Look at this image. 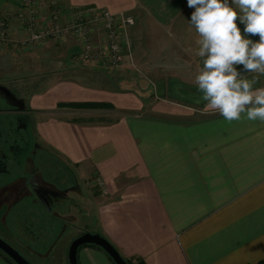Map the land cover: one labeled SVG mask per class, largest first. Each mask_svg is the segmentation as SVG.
Masks as SVG:
<instances>
[{"label": "crops", "instance_id": "obj_1", "mask_svg": "<svg viewBox=\"0 0 264 264\" xmlns=\"http://www.w3.org/2000/svg\"><path fill=\"white\" fill-rule=\"evenodd\" d=\"M65 6L135 16L133 64L114 70L135 64L162 77L196 75L199 37L188 23L194 9L187 0H65ZM17 10L18 0L0 3L1 13ZM25 36L14 18L10 45L26 52L39 46L18 47ZM45 44L79 51L74 37ZM124 78L125 88H119V79L60 80L36 92L18 88L37 135L52 151V171L65 167L62 179L70 184L78 178L84 201L79 210L66 203L63 219L51 216L39 201H20L22 210L9 209L4 223L16 229L23 209L24 214L33 210L29 222L51 236L67 234L69 244L85 231L100 233L124 257L146 264H264V122L245 114L231 122L219 113L193 119L192 104L173 96L151 102L144 87ZM3 89L12 93L9 85ZM78 260L114 264L93 246L82 247ZM0 264L13 263L0 252Z\"/></svg>", "mask_w": 264, "mask_h": 264}, {"label": "flooded vegetation", "instance_id": "obj_2", "mask_svg": "<svg viewBox=\"0 0 264 264\" xmlns=\"http://www.w3.org/2000/svg\"><path fill=\"white\" fill-rule=\"evenodd\" d=\"M3 86H8L6 60L0 57V237L36 264L26 255H34L43 261L46 251L65 234L58 232L54 237L46 230L41 231L43 228L35 227L33 221L29 222L34 214L31 209L25 214L23 209L22 215L16 217V229H13L4 223L8 212L13 208L22 210L20 201H39L40 206L49 209L51 216L63 219L66 203L81 209L79 201H84L82 184L78 178L73 184L67 183V178L62 179L66 174L63 166L52 171V151L37 135L30 110L21 101V92L17 86L9 85L12 93L5 96ZM21 217L26 223H22ZM82 234L68 244V261L71 243ZM37 243L42 244L38 246Z\"/></svg>", "mask_w": 264, "mask_h": 264}, {"label": "clouds", "instance_id": "obj_3", "mask_svg": "<svg viewBox=\"0 0 264 264\" xmlns=\"http://www.w3.org/2000/svg\"><path fill=\"white\" fill-rule=\"evenodd\" d=\"M187 6L194 9L188 23L202 58L193 82L206 109L229 122L242 114L264 122V87H254L258 77L243 78L264 75V0H187Z\"/></svg>", "mask_w": 264, "mask_h": 264}, {"label": "rangeland", "instance_id": "obj_4", "mask_svg": "<svg viewBox=\"0 0 264 264\" xmlns=\"http://www.w3.org/2000/svg\"><path fill=\"white\" fill-rule=\"evenodd\" d=\"M1 1L2 0H0V3ZM53 46L54 45L41 44L27 52L18 51L12 45L0 46V54L6 55V63L8 64L7 84L17 86L24 92H36L39 89H46L52 83L60 80L76 79L86 83L96 84L103 80L119 79L117 85L119 88H125L126 82L122 85L120 79L127 77L130 80L127 78L124 79L126 81H132L135 88L142 90V87H144L151 102L160 101L161 98H172L173 96V98L180 100L179 102L181 104H192V106H195V109L191 111L193 113V119H200L218 113L206 109V101L202 99V93L198 91L193 82L195 76L190 78L185 76V72H183L180 78L162 77V73L155 71L153 68L143 71L142 68L139 69L135 64L132 65V68H122L118 70H114L113 68L92 67L76 59L74 56L77 52L69 51L70 46H62L60 44H55V46ZM158 48H162L163 51H165V49H170L164 46H159ZM186 49L187 47H184V50ZM159 54L160 53H158V55ZM198 65V67L202 66V58H199ZM193 73L195 72L193 71ZM195 74H197V72ZM254 77H258V81L254 87H264V75L258 73L243 74V78L249 80ZM171 79H176L177 81L172 82ZM167 86L171 88V95L166 93ZM90 218H94V216L92 215ZM58 230L59 229H57V231ZM67 238L69 239L67 234H65L60 241L54 242L52 247L46 251L45 257H43L44 261L40 262L41 258H37L31 254L26 256L33 262H36V264H69L66 255L68 248Z\"/></svg>", "mask_w": 264, "mask_h": 264}, {"label": "built area", "instance_id": "obj_5", "mask_svg": "<svg viewBox=\"0 0 264 264\" xmlns=\"http://www.w3.org/2000/svg\"><path fill=\"white\" fill-rule=\"evenodd\" d=\"M14 18L26 34L18 47L74 37L79 46L74 57L86 65L116 69L133 63L130 32L136 18L131 13L97 6L68 9L65 0H18L15 13L0 11V46L11 44Z\"/></svg>", "mask_w": 264, "mask_h": 264}, {"label": "water", "instance_id": "obj_6", "mask_svg": "<svg viewBox=\"0 0 264 264\" xmlns=\"http://www.w3.org/2000/svg\"><path fill=\"white\" fill-rule=\"evenodd\" d=\"M237 26L241 27L243 31V26L237 21ZM258 39V37L253 38ZM245 74V73H244ZM7 96V92H5ZM97 245L101 247L115 262V264H128L125 257L121 252L114 246V244L106 237L100 233L86 232L76 238L70 245L69 248V264H79L78 253L79 249L85 245ZM0 249L16 264H32L24 255H22L16 248L11 246L7 241L0 237Z\"/></svg>", "mask_w": 264, "mask_h": 264}, {"label": "trees", "instance_id": "obj_7", "mask_svg": "<svg viewBox=\"0 0 264 264\" xmlns=\"http://www.w3.org/2000/svg\"><path fill=\"white\" fill-rule=\"evenodd\" d=\"M80 106H83V107H92V106H98V107H104L105 104L104 103H83V104H80ZM85 246H93V247H98V248H101L97 245H93V244H89V245H85ZM84 247V246H82ZM102 249V248H101ZM3 255H5L13 264H16L12 259H10L5 253H3L2 251H0ZM110 257V256H109ZM110 259L112 260V258L110 257ZM126 261L128 262V264H146L144 260L142 259H129V258H126ZM112 262L115 264V262L112 260ZM263 262V261H262ZM262 262L260 263H257V264H262Z\"/></svg>", "mask_w": 264, "mask_h": 264}]
</instances>
